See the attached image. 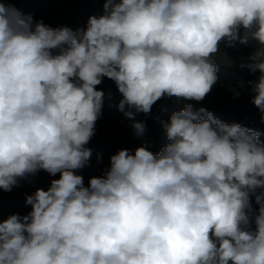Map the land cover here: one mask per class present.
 Listing matches in <instances>:
<instances>
[{
    "label": "clouds",
    "instance_id": "obj_1",
    "mask_svg": "<svg viewBox=\"0 0 264 264\" xmlns=\"http://www.w3.org/2000/svg\"><path fill=\"white\" fill-rule=\"evenodd\" d=\"M104 9L73 30L0 2V189L59 173L26 195L28 214L0 221V264H264L255 130L188 103L162 122L158 154L120 149L88 187L78 174L92 156L103 78L142 137L135 116L158 100L200 102L212 91L224 39L259 45L240 66L259 72L247 84L264 122V0H105Z\"/></svg>",
    "mask_w": 264,
    "mask_h": 264
},
{
    "label": "rangeland",
    "instance_id": "obj_2",
    "mask_svg": "<svg viewBox=\"0 0 264 264\" xmlns=\"http://www.w3.org/2000/svg\"><path fill=\"white\" fill-rule=\"evenodd\" d=\"M0 2H3V0H0ZM10 2L14 6L16 5V0H10ZM220 49V52L213 59L216 63L226 66L240 65L241 58L246 59L253 52H244L243 54L229 51L222 41L220 42ZM258 75L259 72L257 71L248 76L232 77L225 84L217 83L205 99L200 102L187 101L176 97H163L153 105L150 114L146 116L140 113L135 116L136 121H144L146 125V131L142 137L135 135L131 127L132 120L127 119L125 116L122 118L123 112L120 111L119 116H107L105 114L108 107L119 103L122 95L118 92L113 81L106 77L103 78V82L97 86V90L105 93L102 104L104 108L101 109V115L95 124V134L86 145L92 150V156L89 163L78 172L83 177L84 186H89L91 177L103 174V171L109 166V158L120 149L133 150L138 146L145 145L148 150L158 154L168 143L162 122L167 123L175 111L182 110L188 103H192L195 108L204 107L210 112L227 106L237 107L243 103V112L247 118L253 122L264 123L261 122L259 109L252 103L254 94L247 84V81L255 80ZM237 81H243L244 87L237 89L240 92L239 96H234L231 88L236 86ZM109 93H111L110 98ZM125 107L127 110V106ZM58 178L59 173L51 176L46 171L39 170L34 175H28L20 179V186L13 187L10 192L0 189V221L7 219L12 214L21 216L28 214L31 211V205L25 203L26 195H31L37 188L47 190L51 180Z\"/></svg>",
    "mask_w": 264,
    "mask_h": 264
},
{
    "label": "trees",
    "instance_id": "obj_3",
    "mask_svg": "<svg viewBox=\"0 0 264 264\" xmlns=\"http://www.w3.org/2000/svg\"><path fill=\"white\" fill-rule=\"evenodd\" d=\"M104 3L105 0H16L15 7L22 14L32 15L34 21H43L44 24H50L53 28L67 26L75 30L86 27L89 17L103 15L105 13ZM222 43L225 44L229 51L241 52L243 54L244 52L255 51L258 48L257 42L253 40H249L247 44H242L239 39L235 41L224 39ZM217 64L219 66L217 83L220 84H225L232 77L239 75L248 76L254 73L247 67H241V64L238 66ZM118 104H112L108 107L105 114L107 116H119L120 110L117 107ZM212 113L221 122L238 123L245 128L259 132V140L264 143V123L253 122L247 118L243 112V103L237 107L227 106L219 108L212 111ZM259 194L258 190L255 195L250 197L253 208L258 207L256 195Z\"/></svg>",
    "mask_w": 264,
    "mask_h": 264
}]
</instances>
